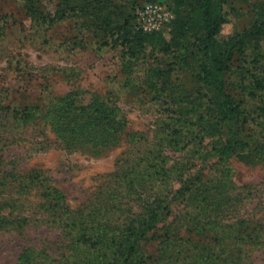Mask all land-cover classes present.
<instances>
[{
  "label": "trees",
  "instance_id": "16d2710c",
  "mask_svg": "<svg viewBox=\"0 0 264 264\" xmlns=\"http://www.w3.org/2000/svg\"><path fill=\"white\" fill-rule=\"evenodd\" d=\"M21 1L26 15L44 24L81 19L82 28L103 45L120 48L128 62L138 61L149 48L172 54L174 62L148 67L145 78L157 98H170L173 107L167 110L176 116L161 122L155 143L142 145L139 138L138 149L118 161L113 187L100 188L104 198L99 207L90 201L70 207L56 186L40 180L37 170L0 177V186L8 179L22 192L40 191L38 207L65 239L59 257L27 247L16 264H149L144 243L157 245L152 264H242L250 250L263 245L264 223L244 218L228 223L244 197L229 178L226 162L235 156L264 168V2L172 0L175 18L166 38L137 27V0H55L53 13L46 0ZM229 10L244 16L245 23L223 37ZM172 64L188 69L193 93L182 95L173 86L172 69L167 68ZM0 109L19 123L50 128L61 146L93 157L116 147L126 132L125 116L103 97L83 104L69 92L41 107L0 104ZM189 146L190 155L202 162L216 159L211 175L197 172L183 179L193 163L180 156L169 159L164 152L169 147L180 153ZM173 180L181 181L178 189L171 186ZM173 199L180 201L179 213L159 226L170 215ZM15 222L21 227L26 218L11 221L0 213L1 227Z\"/></svg>",
  "mask_w": 264,
  "mask_h": 264
},
{
  "label": "rangeland",
  "instance_id": "374dc122",
  "mask_svg": "<svg viewBox=\"0 0 264 264\" xmlns=\"http://www.w3.org/2000/svg\"><path fill=\"white\" fill-rule=\"evenodd\" d=\"M55 4V0L44 2L51 13ZM149 4L165 7L172 13L173 18L162 31H152L169 38L175 18L172 0L153 3L137 0L135 3L137 8ZM23 5L21 0H0V104L41 107L69 92L83 104L95 97L108 98L125 116L126 132L116 147L93 157L87 152L61 146L50 128L36 125L37 122L19 123L0 109V177L5 173L25 174L37 170L40 180L56 186L70 207L76 209L87 201L99 207L104 198L100 188L113 187L111 175L126 153L138 149L139 138L142 145L155 143L162 129L161 122L176 116L167 110L173 107L170 98H157L145 78L148 67L166 68L168 63L174 62L172 54L149 48L138 61L128 62L120 48L103 45L101 38L82 28L81 19L67 18L52 25L44 24L26 15ZM229 13V23L222 27L223 37L245 23L244 16H235L230 10ZM136 24L139 28L137 20ZM169 67L173 86L181 90L182 95L193 93L195 82L188 69L181 64ZM189 148L175 153L165 147L164 152L169 159L180 156L188 165L193 163L183 179L197 172L211 175L209 172L213 171L216 159L202 162L190 155ZM226 167L237 192L244 197L227 217L228 223L236 218L264 223L263 166L233 156L227 160ZM2 183L0 213L11 221L25 217L26 222L21 227L20 222L0 226V264H16L19 254L27 247L44 249L53 257H59L64 251L65 239L58 227L48 223L51 218L42 212L44 209L38 207L40 191L22 192L17 183L8 179ZM180 184V180L171 181L174 190ZM169 208L170 215L159 226L173 221L181 209L180 201L171 200ZM143 249L151 255L149 264H152L157 255L156 243H144ZM242 264H264V244L250 250Z\"/></svg>",
  "mask_w": 264,
  "mask_h": 264
},
{
  "label": "built area",
  "instance_id": "2783aa9c",
  "mask_svg": "<svg viewBox=\"0 0 264 264\" xmlns=\"http://www.w3.org/2000/svg\"><path fill=\"white\" fill-rule=\"evenodd\" d=\"M139 28L144 32L162 31L173 18L169 9L157 5H145L135 10Z\"/></svg>",
  "mask_w": 264,
  "mask_h": 264
}]
</instances>
